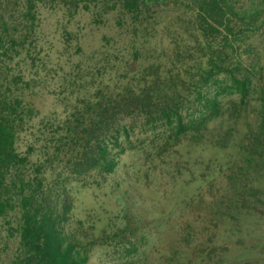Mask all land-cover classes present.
Instances as JSON below:
<instances>
[{"label": "trees", "instance_id": "1", "mask_svg": "<svg viewBox=\"0 0 264 264\" xmlns=\"http://www.w3.org/2000/svg\"><path fill=\"white\" fill-rule=\"evenodd\" d=\"M171 1L0 0V264H88L100 245L121 253L111 261L129 263L138 249L132 231L97 232L76 218L69 188L71 181L102 184L128 151L149 164L147 178L159 171L186 183L193 180L183 173L190 171L185 145L235 148L229 201L264 205V195H245L264 192V76L235 59L240 35L264 17V0H184L197 10L205 40L193 45L197 56L187 46L192 63L178 71L144 68L133 41L126 45L133 60L119 64L126 73L113 66L98 80L97 67L46 38V11L115 16L136 30L145 12Z\"/></svg>", "mask_w": 264, "mask_h": 264}, {"label": "rangeland", "instance_id": "2", "mask_svg": "<svg viewBox=\"0 0 264 264\" xmlns=\"http://www.w3.org/2000/svg\"><path fill=\"white\" fill-rule=\"evenodd\" d=\"M186 3L172 0L155 6L139 19L136 30L130 20L122 25L115 16L103 21L89 12L71 17L53 11L44 13V29L51 44L68 46L67 56L82 60L84 67H97L98 80L113 66V73H126L119 64L124 58L133 60L126 49L133 41L142 47L143 67L170 64L178 71L186 62L192 63L187 46L205 40L197 10ZM216 36L221 41L222 34ZM237 42L235 59L264 76V17ZM193 49L197 56L198 48ZM46 107L51 110L52 101ZM242 135L239 131L237 138ZM237 153L235 148L185 145L181 159L189 160L190 171L183 173L193 180L185 183L169 180L159 171L150 170L147 178L149 164L140 153L128 151L102 184L69 183L73 214L95 223L97 232L104 227L132 231L138 249L126 264H264V205L251 203L244 208L228 199L233 193L228 167ZM249 191L245 195L251 199L264 195ZM116 252L114 245L96 246L88 264H118L119 260L111 261L120 257Z\"/></svg>", "mask_w": 264, "mask_h": 264}]
</instances>
